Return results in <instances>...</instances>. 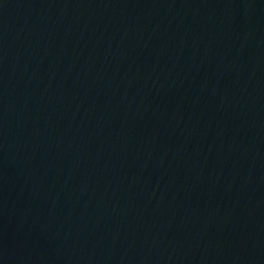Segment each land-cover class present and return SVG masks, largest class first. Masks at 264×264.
Wrapping results in <instances>:
<instances>
[{
    "label": "water",
    "instance_id": "obj_1",
    "mask_svg": "<svg viewBox=\"0 0 264 264\" xmlns=\"http://www.w3.org/2000/svg\"><path fill=\"white\" fill-rule=\"evenodd\" d=\"M0 237L264 264V0H0Z\"/></svg>",
    "mask_w": 264,
    "mask_h": 264
}]
</instances>
